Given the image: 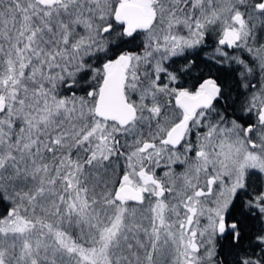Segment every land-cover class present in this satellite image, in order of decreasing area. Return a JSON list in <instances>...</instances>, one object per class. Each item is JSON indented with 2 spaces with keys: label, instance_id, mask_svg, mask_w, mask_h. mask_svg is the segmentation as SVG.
<instances>
[{
  "label": "snow or ice",
  "instance_id": "6c2138e0",
  "mask_svg": "<svg viewBox=\"0 0 264 264\" xmlns=\"http://www.w3.org/2000/svg\"><path fill=\"white\" fill-rule=\"evenodd\" d=\"M0 264H264V0H0Z\"/></svg>",
  "mask_w": 264,
  "mask_h": 264
}]
</instances>
